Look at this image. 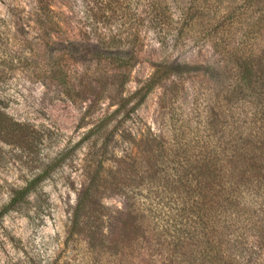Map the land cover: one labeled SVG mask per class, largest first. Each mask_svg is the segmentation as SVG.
<instances>
[{"label": "rangeland", "instance_id": "obj_1", "mask_svg": "<svg viewBox=\"0 0 264 264\" xmlns=\"http://www.w3.org/2000/svg\"><path fill=\"white\" fill-rule=\"evenodd\" d=\"M168 1L176 21L179 13L187 10L185 6L191 4V0ZM240 1L218 0V8L225 12ZM86 2L0 0V108L24 128L20 143L0 139V208L9 201L10 190L48 173L28 203L0 222V264H117V250L111 249L113 242L123 248L129 240L115 219L124 196L143 204L157 187L164 190L158 177L173 178L174 169L180 165L173 154L183 139L182 123L190 126L191 138H203L207 133L205 118L200 116L207 107L202 94L196 96L195 90L216 93L237 79L233 66L221 75L209 69L219 56L211 43L200 41L197 33L215 18L210 14V20L204 18L202 24L185 32L187 36L177 46H173L172 36L163 42L143 27H130L127 32L135 35L139 31L141 41L135 46L137 61L128 82L119 88L118 72L103 73L90 57H86L88 61L84 57L88 45L96 43L90 35L91 21L86 19V7L92 5ZM120 22L114 20L112 29L100 27L115 33L121 28ZM226 26L230 28L231 24ZM240 37L234 39L236 48ZM261 40L264 50V35ZM250 50L249 47L247 53ZM167 60L187 63L198 73L187 74L184 86L176 76L163 81L128 115L127 111L146 93L155 64ZM219 79L221 86L213 83ZM240 96H230L231 103L220 110L233 118V124L247 111L237 99ZM122 97L130 99L128 109L97 135L99 148L108 133L115 131L98 195V201L106 206V248L98 247L92 257L84 233L71 235L74 209L95 166L89 162L94 139H83L101 120L112 115ZM230 122L226 125L223 120L227 131L232 130ZM163 161L166 162L162 164ZM113 177L122 191L112 185Z\"/></svg>", "mask_w": 264, "mask_h": 264}, {"label": "trees", "instance_id": "obj_2", "mask_svg": "<svg viewBox=\"0 0 264 264\" xmlns=\"http://www.w3.org/2000/svg\"><path fill=\"white\" fill-rule=\"evenodd\" d=\"M86 1L92 5L86 7V19L91 21L90 35L96 43L88 45L84 57H90L96 69L103 73L118 72L119 88L128 82L129 72L137 61L135 46L141 41L139 31L135 35L127 32L130 27H143L160 36L163 42L172 36L173 46H177L188 30L202 24L204 18L210 20V14L215 18L197 33L200 41L211 43L219 56L209 69L221 75L233 66L237 72L236 82L229 88H221L216 93L195 90L196 96L202 94L207 107L205 114H200L205 118L207 133L203 138H191L190 126L182 121L185 132L179 150L173 154L174 161L178 158L180 165L174 169L173 178L156 174L164 190L157 187L150 193V200L143 204L124 196L123 207L115 219L129 240L123 248L113 242L111 249L117 250L114 256L117 264H263L264 50L261 36L264 35V0H241L225 12L218 8V0H191L177 21L168 0ZM114 20L121 21L118 26L121 28L115 33L100 27L106 25L105 29H112ZM236 36L241 38L237 48ZM249 47L254 49L247 53ZM76 52L83 55L79 50ZM155 66L146 93L127 111L128 115L163 81L176 76L184 86L187 74L198 73L187 63L167 60ZM213 83L223 85L220 79ZM233 94L241 95L237 99L247 108L240 117L243 119L234 124L230 122L232 117L220 112L224 104L231 103ZM120 101L112 115L101 120L83 139H94L89 162L95 166L74 209L71 235L84 233L92 257L98 247L106 248L103 229L106 206L98 201V195L104 184L103 169L115 131L108 133L99 148L97 135L114 117L128 109L130 99L122 97ZM223 120L226 125L231 123L232 130H226ZM23 129L0 108V139L20 143ZM47 175L45 171L24 187L10 190L9 201L0 208V222L27 204ZM112 179V185L122 191L116 177Z\"/></svg>", "mask_w": 264, "mask_h": 264}]
</instances>
